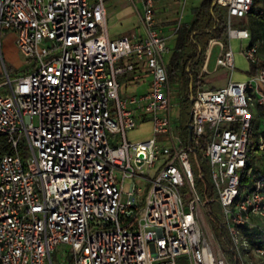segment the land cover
Returning <instances> with one entry per match:
<instances>
[{
    "label": "built area",
    "instance_id": "obj_1",
    "mask_svg": "<svg viewBox=\"0 0 264 264\" xmlns=\"http://www.w3.org/2000/svg\"><path fill=\"white\" fill-rule=\"evenodd\" d=\"M156 1L130 0L140 36L110 37L104 0H0V134L9 145L0 156V264H53L59 247L67 264H177L180 257L187 264H228L204 226L190 150L174 135L168 46L156 28ZM214 2L224 12L228 47L211 37L210 48L220 45L216 66L233 69L230 40L250 33L231 19L247 15L253 0ZM3 32L13 34L27 69L13 78L4 65ZM242 54L255 62L258 49L250 44ZM144 70L148 90L121 95L118 77L131 73L134 80ZM248 90L264 108V68L216 89L196 84L191 146L209 165L235 258L264 264L263 132L255 147L259 166L253 164L249 186L241 185L253 119ZM145 122L151 135L129 140ZM134 177L144 181L143 198Z\"/></svg>",
    "mask_w": 264,
    "mask_h": 264
},
{
    "label": "rangeland",
    "instance_id": "obj_2",
    "mask_svg": "<svg viewBox=\"0 0 264 264\" xmlns=\"http://www.w3.org/2000/svg\"><path fill=\"white\" fill-rule=\"evenodd\" d=\"M89 2H93L95 0H88ZM182 3H184V6L181 7L182 12L187 11L188 7L190 5L198 4L199 0H181ZM104 7H105V13H106V19H107V28L109 30L110 34H126L129 36L137 35L139 34L140 30L137 27L136 19L134 12L131 7V3L129 0H104ZM253 12L257 14L259 11L264 10V0H253ZM219 11V10H218ZM218 14H222L224 18V12L219 11ZM263 17V14H260ZM255 18V15L248 14L245 15L244 18H232L231 24L233 27H241L246 28L250 32V21ZM222 42L225 44H228L227 37L222 40ZM252 43L251 39H245V40H237V39H231L230 40V46L232 51L235 55V61H234V68H228V67H219L215 73L204 75L202 78V81L200 82L202 84V87L205 89H211L217 82H222L224 79V73L226 72V78L228 77L229 71L232 70L233 75L232 79L237 80L239 76L247 75L249 64L247 61L242 57L240 54L241 50L247 47V45ZM259 44V43H258ZM168 45L171 48V54L173 52V46L172 42L169 41ZM219 45H213L211 48L210 58H209V69H212L214 66V62L218 53ZM1 50L3 53V60L4 65L10 74V76L13 78L15 76L21 75L26 72L25 68V61L23 56L18 52L15 43H14V36L12 33L9 32H3L1 34ZM185 52V51H183ZM206 51L202 53V56L205 55ZM258 55L260 59H264V50L261 48L259 50ZM257 55V56H258ZM240 58V61L238 60ZM170 59V57H169ZM120 64L119 62H116L115 65ZM228 69V70H226ZM167 71L168 74H171L172 72L175 75V78L170 81V85L172 87V99L174 101V105L172 107V114H173V126H174V135L177 139L180 140L182 145L187 144L188 139V123H189V108H190V97L192 96L194 89H189L186 81L184 78L180 75L179 69L174 68L169 65V61L167 62ZM130 75H121L118 77L119 82L121 83L120 88V94L121 95H133L138 94L146 90V84L136 85L133 83H130L129 81ZM222 80V81H221ZM5 81L4 73H3V65L0 61V84H3ZM197 81L193 82V85H196ZM247 97L249 99L250 103V110L253 115L252 123L253 128L256 134L259 132L261 133L264 130V108L262 105L258 103V94L256 91L248 90ZM36 118H34L33 122L36 123ZM259 133V134H260ZM150 136V128L148 124H143L140 126L137 130L133 132H129L127 134V137L129 140H143ZM112 145L114 143L111 142ZM255 148H252L250 151L251 157L254 159L253 164L254 166H259V160L256 159ZM189 159L192 165L193 169V176L195 179V185L196 189L199 191V193L203 194V191L205 190L206 186V180L203 177V173L206 174L207 179H210L209 174V165L205 160L202 158L200 159V163L203 165V169L200 167L199 163L196 160V156L193 152L189 153ZM136 172H138V169H134ZM143 172L146 174L151 175V171H147L146 169L142 168ZM251 176H249L250 180ZM133 183L136 189H140V195L143 198L145 196V192L143 189L145 188L144 181L142 179H138L137 177L133 178ZM248 184V181H246V188ZM129 186V184H126L125 187ZM183 198L185 197L184 204L187 203L189 194L188 189L186 186L183 187ZM246 193V190H245ZM126 198L125 196H122L121 202H125ZM212 208V214L211 217L215 216H222V210L219 205V202L217 200V197L215 196L213 203L211 204ZM206 206L204 207V226L209 230V232L212 233L210 224L211 217L206 213ZM209 220V221H208ZM210 222V224H209ZM221 243L223 244V241L221 240ZM62 247H59V249H55L54 252L51 253V258L53 264H67L66 260H62L60 249ZM177 264H187L184 257H180L177 259Z\"/></svg>",
    "mask_w": 264,
    "mask_h": 264
},
{
    "label": "trees",
    "instance_id": "obj_3",
    "mask_svg": "<svg viewBox=\"0 0 264 264\" xmlns=\"http://www.w3.org/2000/svg\"><path fill=\"white\" fill-rule=\"evenodd\" d=\"M214 1L215 0H202L198 6L192 8L191 11L193 14V19L190 24L178 26L176 29L177 37L173 52L169 59V65L172 67V69H179L180 75L184 78L190 90L194 89L195 86L193 85V82L197 81V78L195 77L191 69L193 68V66L199 65L202 53L207 48L210 38L216 37L222 42V40L227 37L225 17L223 18V16H221L222 14H218L219 9L217 8L216 4H212ZM248 14L255 15V18L250 21V34L252 41L257 40L260 37L264 38V17L260 15L261 11L255 14L253 12V7H251V10ZM225 45L227 44L225 43ZM248 64V76H255L261 68H264V59L261 60L259 57H257L255 62L248 61ZM168 76L170 81L175 78L173 72L171 74H168ZM262 132L264 133V130ZM259 133H255L252 123L248 133L247 141L248 160L244 169V173L241 177L242 186L246 184V181H251V178L250 180H248L249 176L253 177L255 172L253 169V162L250 151L252 148L256 147L257 137ZM8 150L9 145L7 143V140L5 136L0 134V156L5 152H8ZM202 158L203 157L199 153V159ZM200 167L203 169V165L201 163ZM203 177L206 180V186L202 196L205 200L206 213L211 217V204L214 201L215 193L211 187L210 179H207L205 173H203ZM210 221L212 224H210V222L209 224L214 239L216 240V243L218 244V247L220 248L224 257L226 258L228 264H239L230 247L227 231L221 217H211ZM242 232L244 234H247L246 229H243ZM221 240L223 241V244L221 243Z\"/></svg>",
    "mask_w": 264,
    "mask_h": 264
},
{
    "label": "crops",
    "instance_id": "obj_4",
    "mask_svg": "<svg viewBox=\"0 0 264 264\" xmlns=\"http://www.w3.org/2000/svg\"><path fill=\"white\" fill-rule=\"evenodd\" d=\"M201 1L202 0H199L198 4L190 5L188 7V10L184 11V12H182V10H181L182 9L181 7L184 6V3H182L181 0H157L156 1V4H155L156 28L158 29V31H160V33L164 37H166V43H167V46H168V52L165 55V59H166L167 62L169 61V57L171 56V48L168 45V42L171 41L172 42V46L174 48L176 37H177V34H176L177 27L181 26V25H189L190 24V22L193 19V14H192L191 10H192L193 7L198 6L201 3ZM129 2H130V0H129ZM138 4H140V3H138ZM131 7H132V10H133L134 15H135L137 27L140 30L139 34L133 35V36L134 37H138V36H140L142 34V29H141V27L139 25L138 18L136 16V13L134 11V8H133L132 4H131ZM261 14H263V17H264V10L261 11ZM106 22H107V19H106ZM244 29H246V28H244ZM107 30H108V28H107ZM108 34H109L110 37H118L120 35H124V34H121V33L110 34L109 30H108ZM247 39H251V34H250L249 38H247ZM237 40H245V39H237ZM218 41H220V40H218ZM251 44L255 45L257 47L258 52H259V50H261V48H263V50H264V38L263 37H260L259 39L255 40V41H252ZM215 45H219V44H215ZM227 47H228V44L227 45L224 44V48H227ZM211 48H210V44L208 42L207 48L205 49L206 53H205V55H203L200 58L199 65L198 66H193V68L191 69V71H193V73H194V75L196 77L197 72H198L202 62L204 61V59L208 55L207 62H206V70L207 71H205L202 74L200 81L198 83L196 82V84H199L201 87H202V84L200 82L202 81V78H203L204 75L213 74V73L216 72V70L219 67H223V66H216V64L214 62V66L212 67V69H209V58H210ZM219 50H220V45H219V48H218V52H219ZM240 54L242 55V57L248 63V60L242 54V50H241ZM258 57H259V55H258ZM260 57H262V56H260ZM234 59H235V55H234V52H233V65H234V61H235ZM238 60L240 61V58H238ZM233 68H234V66H233ZM226 70H228V69H226ZM126 74L130 75V77H129L130 83H133V84H136V85L146 84V90H148V88H149V79L150 78L147 75L145 70L141 73L140 76H138L134 80H133V75L131 73H126ZM226 74L227 73L225 72L224 76H223L224 77L223 81L221 80L222 82H217L211 89H216V88H219L221 86H225L228 82L233 81V79H232V75H233L232 70L229 71L227 79H225L226 78ZM249 77L250 76H248V74L247 75L243 74L242 76H239L237 78V80H234V81H244V80L248 79ZM145 123L149 125L150 135H151V125H150L149 122H145ZM145 123H143V124H145ZM143 124H140L137 128H135L134 130H131L130 132H133V131L137 130Z\"/></svg>",
    "mask_w": 264,
    "mask_h": 264
},
{
    "label": "water",
    "instance_id": "obj_5",
    "mask_svg": "<svg viewBox=\"0 0 264 264\" xmlns=\"http://www.w3.org/2000/svg\"><path fill=\"white\" fill-rule=\"evenodd\" d=\"M213 5L215 4V2L212 3ZM192 100V97H190V102ZM189 122H190V115H189ZM187 147L190 150V152H193L196 156V160L200 165V159L199 156L197 154V151L191 146V127L190 124L188 123V139H187ZM143 156L142 153H139V157L141 158Z\"/></svg>",
    "mask_w": 264,
    "mask_h": 264
}]
</instances>
